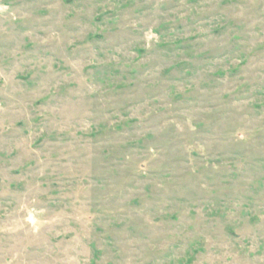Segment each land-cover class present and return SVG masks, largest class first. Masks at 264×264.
I'll list each match as a JSON object with an SVG mask.
<instances>
[{
    "label": "rangeland",
    "instance_id": "obj_1",
    "mask_svg": "<svg viewBox=\"0 0 264 264\" xmlns=\"http://www.w3.org/2000/svg\"><path fill=\"white\" fill-rule=\"evenodd\" d=\"M0 264H264V0H0Z\"/></svg>",
    "mask_w": 264,
    "mask_h": 264
}]
</instances>
